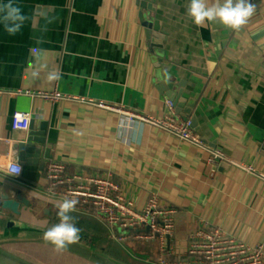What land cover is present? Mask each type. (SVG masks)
<instances>
[{"label":"crops","instance_id":"crops-1","mask_svg":"<svg viewBox=\"0 0 264 264\" xmlns=\"http://www.w3.org/2000/svg\"><path fill=\"white\" fill-rule=\"evenodd\" d=\"M142 1L13 0L28 19L15 35L0 23V88L56 86L74 98L53 103L38 95L0 94V140L27 136V130L11 128L17 109L32 112L33 130L46 125L37 163L21 162L12 146L22 171L15 175L0 165V193L20 200L18 215L0 212V236L36 235L59 222L55 202L61 199L48 196L45 186L46 166L58 159L74 174L110 173L137 207L152 193L174 207L172 234L163 238L173 258L183 254L196 218L264 243V0H250L256 10L239 30L219 22L195 25L189 0H154L153 9ZM156 20L160 42L146 32ZM52 70L60 78L49 82ZM91 99L154 116L169 113L166 100L172 99L176 118H194L202 144L155 124L129 123ZM215 149L253 170L230 161L213 164ZM70 215L81 229L79 242L125 264H160V240L148 242L159 250L153 258L130 249L127 239L114 240L98 217L78 210ZM8 220L14 223L8 226ZM1 248L30 264H101L70 246L58 252L44 240H9ZM0 264L22 263L2 257Z\"/></svg>","mask_w":264,"mask_h":264},{"label":"built area","instance_id":"built-area-1","mask_svg":"<svg viewBox=\"0 0 264 264\" xmlns=\"http://www.w3.org/2000/svg\"><path fill=\"white\" fill-rule=\"evenodd\" d=\"M8 92L12 98L19 94L41 96L51 102L61 99L74 98L63 93L55 86L52 90L17 88L6 90L0 88V94ZM92 103L123 113L129 123L139 121L147 125L155 124L172 131L182 139L202 144L201 138L191 126V120L178 119L174 115L172 99L166 100L169 113L154 116L143 113L136 108L123 105L108 104L101 99H91ZM32 112L17 109L11 116L12 130L29 129ZM14 139L0 140V165L9 172L19 175L21 164L12 159ZM4 146H7L4 149ZM213 164L218 162H234L242 165L246 170H253L251 164H242L215 149L211 154ZM45 172L46 193L54 199H76V211H81L101 219L112 229L114 240L123 242L126 239H158L160 240V264H264V243H250L237 238L227 232L221 225L209 222L203 218H196L197 225L187 237V245L182 255L172 257V250L165 247L166 235L172 234L174 221L172 212L174 207L160 204L157 195L147 199L142 207H137L125 196L120 184L113 180L110 173L81 175L70 172L61 160H50ZM19 168V172H15Z\"/></svg>","mask_w":264,"mask_h":264},{"label":"clouds","instance_id":"clouds-1","mask_svg":"<svg viewBox=\"0 0 264 264\" xmlns=\"http://www.w3.org/2000/svg\"><path fill=\"white\" fill-rule=\"evenodd\" d=\"M256 6L250 0H189L187 14L197 26H204L206 22H219L234 30H239L254 14ZM28 17L21 8L8 0L0 4V23L9 35H15ZM31 67V65H30ZM40 69L32 71L33 78L39 76ZM49 82L59 80L60 72L52 70L46 76ZM15 172H19V168ZM76 199L62 198L55 202L59 222L48 227L43 232V240L53 245L54 250L62 251L80 238L81 229L74 223L75 217L70 213L76 211Z\"/></svg>","mask_w":264,"mask_h":264},{"label":"water","instance_id":"water-1","mask_svg":"<svg viewBox=\"0 0 264 264\" xmlns=\"http://www.w3.org/2000/svg\"><path fill=\"white\" fill-rule=\"evenodd\" d=\"M154 0H143L141 2V5L147 6L151 9H153ZM149 34V37L153 34L152 40L153 41H158L160 42V38L163 37V33L160 32L159 27H158V21L156 20L154 29L151 31H146ZM191 123H194V118L191 119ZM31 124V122H30ZM45 126L44 124H40V127L37 131L33 130L32 126H29L30 129H28V134L26 137L23 139H19L18 142H15L13 144V147L15 149L19 150V157L21 162H32V163H37V155L40 152L41 148V143L44 142L45 139ZM46 150H45V155L48 156V151H49V144H46ZM29 154H33L34 157H30ZM17 198H21L23 201L25 200L20 193L16 196ZM20 200H14L12 199L9 194L7 193H0V212L6 213L7 211L14 213V214H19V203ZM14 223L13 220H8L7 224L8 226L12 225ZM21 241V240H34V241H40L43 240V232H39L36 235H30V236H21V237H10L8 235L2 234L0 236V258H4L8 262H18L22 264H30L27 263L23 260H18L14 258L11 254L7 253L3 248H1V243L6 242V241ZM71 248L80 251L83 256H86L90 259H93L94 261H98L101 264H125L121 262L120 260H115L114 258L108 256L107 254L103 253L102 251L92 248L88 245H86L83 242H76L74 244L69 245ZM102 249V247H100Z\"/></svg>","mask_w":264,"mask_h":264},{"label":"trees","instance_id":"trees-1","mask_svg":"<svg viewBox=\"0 0 264 264\" xmlns=\"http://www.w3.org/2000/svg\"><path fill=\"white\" fill-rule=\"evenodd\" d=\"M128 242H127V246L130 247V249L132 250H138V251H141L142 254H146V255H152L153 258L154 257H157L158 256V253H159V250L157 248V244L152 246L150 245L148 242H149V239L148 240H145V239H138V238H134V239H127ZM111 243H109V246L110 247H115L117 248L119 251H121L122 247H120V245L118 243H115V241H111ZM120 247V248H119Z\"/></svg>","mask_w":264,"mask_h":264}]
</instances>
